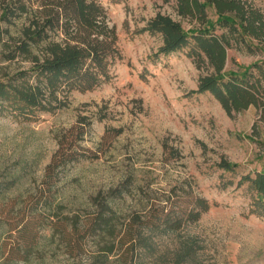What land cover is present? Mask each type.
Listing matches in <instances>:
<instances>
[{"label": "rangeland", "instance_id": "obj_1", "mask_svg": "<svg viewBox=\"0 0 264 264\" xmlns=\"http://www.w3.org/2000/svg\"><path fill=\"white\" fill-rule=\"evenodd\" d=\"M248 1L264 13V0ZM97 2L116 29L123 57L111 67L112 78L92 90L69 92L64 108L32 120L0 113V180L10 185L0 196V264L78 263L60 238L41 226L49 221V210L38 203L37 193L60 142L88 156L68 164L54 183L56 201L65 213H84L95 195L127 180L129 192L115 202L121 221L136 212L162 215L165 207L181 213L203 197L211 206L199 220L173 232L156 230L159 252L171 259L190 248L184 264H264V217L250 213L251 196L246 187H237L243 175L264 168L260 109L250 106L228 114L212 94L192 92L206 71L187 50L159 53L161 36L143 30L157 13L171 15L186 29L199 26L196 19L178 13L177 0ZM1 8L0 0V15ZM208 16L217 19L214 7L208 8ZM24 22L8 28L17 35ZM54 37L65 39L60 31ZM255 51L229 49L226 70L264 62V50ZM1 65L3 72H14L30 63L17 59ZM81 116L87 120L79 138ZM222 158L238 163V170L220 169ZM227 181L233 184L224 189ZM30 219L38 245L28 261L4 263L3 253L17 256L22 241L18 229ZM117 257L111 264H121Z\"/></svg>", "mask_w": 264, "mask_h": 264}, {"label": "trees", "instance_id": "obj_2", "mask_svg": "<svg viewBox=\"0 0 264 264\" xmlns=\"http://www.w3.org/2000/svg\"><path fill=\"white\" fill-rule=\"evenodd\" d=\"M177 1L178 13L196 19L199 26L186 29L171 15L157 13L143 30L161 36L159 53L168 55L187 50V56L196 66L206 71L192 92L212 94L228 114L258 107L264 119V62H254L242 71L226 70L229 49H245L250 53L264 50V13L248 0ZM1 2L0 63L18 59L29 62L30 66L3 72L1 65L0 113L32 120L40 113L64 108L67 105L64 97L69 92L92 90L112 78L111 67L123 57L117 45L116 29L108 25L105 8L97 0ZM209 7L215 8L216 20L209 18ZM20 19L25 22L20 33L14 35L8 27L16 26ZM1 22L6 28H1ZM59 31L65 35L64 40L55 39L54 34ZM86 120V116L78 120L79 138ZM87 157L79 149L67 148L60 142L47 166L37 198L49 210V221L41 226L50 231V236L60 238L77 264H111L114 255H118L121 264H184L190 248L167 259V255L159 252L154 233L173 232L199 220L210 209V202L197 197L191 202L192 207L181 213L165 207L162 215L136 212L121 221L115 202L129 192L131 182L127 180L106 194L95 195L92 208L84 213H65L52 188L63 168ZM239 166L226 158L218 163L220 169L231 173ZM232 184L233 181L223 182L222 187ZM9 186L0 180V196ZM237 187H246L250 194V213L264 217V168L243 175ZM32 224L30 219L20 225L19 252L17 256L3 253L4 263L16 258L29 260L39 243L37 233L31 234ZM143 257L152 261L147 262Z\"/></svg>", "mask_w": 264, "mask_h": 264}]
</instances>
